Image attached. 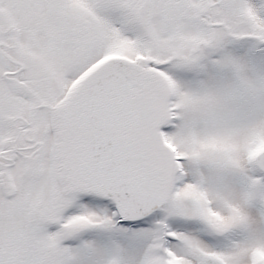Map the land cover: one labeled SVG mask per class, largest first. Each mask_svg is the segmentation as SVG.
Instances as JSON below:
<instances>
[{
	"label": "snow or ice",
	"instance_id": "obj_1",
	"mask_svg": "<svg viewBox=\"0 0 264 264\" xmlns=\"http://www.w3.org/2000/svg\"><path fill=\"white\" fill-rule=\"evenodd\" d=\"M0 264H264V0H0Z\"/></svg>",
	"mask_w": 264,
	"mask_h": 264
}]
</instances>
